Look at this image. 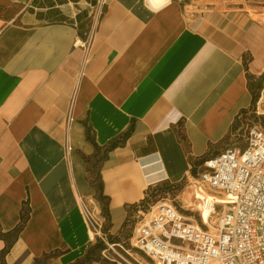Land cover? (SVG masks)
<instances>
[{
	"label": "crops",
	"instance_id": "1",
	"mask_svg": "<svg viewBox=\"0 0 264 264\" xmlns=\"http://www.w3.org/2000/svg\"><path fill=\"white\" fill-rule=\"evenodd\" d=\"M198 2L0 0V264L87 254L96 239L84 210L100 203L85 156L105 152L100 182L116 233L149 186L184 177L180 122L197 155L248 108L264 23Z\"/></svg>",
	"mask_w": 264,
	"mask_h": 264
},
{
	"label": "built area",
	"instance_id": "2",
	"mask_svg": "<svg viewBox=\"0 0 264 264\" xmlns=\"http://www.w3.org/2000/svg\"><path fill=\"white\" fill-rule=\"evenodd\" d=\"M193 180L228 198L218 219L202 226L160 201L136 224L132 246L153 264H264V128L208 159Z\"/></svg>",
	"mask_w": 264,
	"mask_h": 264
},
{
	"label": "rangeland",
	"instance_id": "3",
	"mask_svg": "<svg viewBox=\"0 0 264 264\" xmlns=\"http://www.w3.org/2000/svg\"><path fill=\"white\" fill-rule=\"evenodd\" d=\"M182 3L186 0H181ZM199 9L212 7L224 12L244 13L251 19H258L264 23V0H199ZM190 11V7L188 8ZM257 64H254V69ZM244 74V70L242 71ZM249 95L252 100L248 108L242 110L237 118L230 124L227 134L219 143H209L204 141L200 149H196L197 155L191 154V142L186 136V123L180 122L175 127V133L179 142L183 145L187 162L189 163L188 172L179 181L164 180L154 183L147 189L144 198L130 210V216L126 226L119 232L110 233L109 220L107 217V203L102 193L99 191L100 168L105 152L100 150L96 156H85L88 163V179L97 190V199L100 203L90 200L84 212L88 220L89 228L96 233V240L91 245L93 257L98 258V262L105 264H153L142 252L132 246L131 238L138 222H140L148 210L158 202H169L173 204L185 217H193L200 221L198 212L188 209L182 201L183 192L193 185V178L198 177L202 172L208 159L220 153L227 147L234 145H245L250 137L252 127L260 125L264 128V71L255 75L246 72ZM89 133L93 131L87 124ZM206 150L204 154L199 152ZM197 179V178H196ZM223 210V206L217 207L215 220ZM105 215V219L100 214ZM89 264V263H87ZM93 264V262H92Z\"/></svg>",
	"mask_w": 264,
	"mask_h": 264
},
{
	"label": "bare ground",
	"instance_id": "4",
	"mask_svg": "<svg viewBox=\"0 0 264 264\" xmlns=\"http://www.w3.org/2000/svg\"><path fill=\"white\" fill-rule=\"evenodd\" d=\"M148 1L150 2L151 6L156 9L163 8L170 2V0ZM222 139L218 138L216 140H213L212 142L216 144L219 143ZM187 172L188 170L185 171V173ZM182 201L185 207L199 213L201 217V224L212 225V222L215 221L217 207H221L222 204L228 203V198L220 192H215L209 189L206 184L199 183L193 180V185H191L187 191L183 192ZM189 218L192 219L195 223L200 224V221H198L197 219L193 217ZM89 237L91 240L96 239V233L91 228L89 229ZM211 264L218 263L212 262Z\"/></svg>",
	"mask_w": 264,
	"mask_h": 264
},
{
	"label": "trees",
	"instance_id": "5",
	"mask_svg": "<svg viewBox=\"0 0 264 264\" xmlns=\"http://www.w3.org/2000/svg\"><path fill=\"white\" fill-rule=\"evenodd\" d=\"M87 137L89 139H92V137H91V135L89 133V128L88 127H87ZM98 189L102 193V184H101V182L99 184V188ZM25 205H26V203H25ZM27 213L23 214V216H22V221H21V224L19 225V228H18L19 230L22 229L25 226V224H26V222L28 220L29 214H27ZM0 235L1 236L4 235L1 230H0ZM94 261H98V258L97 257L96 258L93 257L92 247H90L88 252H87V254L83 258H81L77 262H75L74 264H87V263L92 264V262H94ZM39 264H40V262H39Z\"/></svg>",
	"mask_w": 264,
	"mask_h": 264
}]
</instances>
